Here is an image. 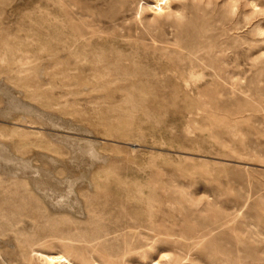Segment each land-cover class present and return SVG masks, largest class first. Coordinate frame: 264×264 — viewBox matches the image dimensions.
Instances as JSON below:
<instances>
[{"label": "rangeland", "instance_id": "obj_1", "mask_svg": "<svg viewBox=\"0 0 264 264\" xmlns=\"http://www.w3.org/2000/svg\"><path fill=\"white\" fill-rule=\"evenodd\" d=\"M155 3L0 0V264H264V0Z\"/></svg>", "mask_w": 264, "mask_h": 264}, {"label": "bare ground", "instance_id": "obj_2", "mask_svg": "<svg viewBox=\"0 0 264 264\" xmlns=\"http://www.w3.org/2000/svg\"><path fill=\"white\" fill-rule=\"evenodd\" d=\"M164 0H155V4L151 5L150 6V9H157L158 10V7H159V4L162 2L163 3ZM164 6V5H163ZM164 8V7H163ZM156 10V11H157ZM153 12V11H152ZM155 12V11H154ZM5 62V61H4ZM106 88V87H105ZM85 89V88H84ZM102 90V89H101ZM89 92V91H88ZM7 95V94H6ZM7 97V96H5ZM7 100V99H5ZM10 100V99H9ZM9 103V101H8ZM7 103V104H8ZM10 106L13 108H20V107H24L21 103L19 102H16V101H12L10 103ZM13 108V109H14ZM39 113V112H37ZM132 116V115H131ZM3 134V133H1ZM3 136V135H2ZM63 140L65 141V143L67 144H72L74 145L75 147H79L81 150H82V146H89L90 149L87 150V153L90 154V156H95L96 153L92 150V145L88 142V141H84V140H81V139H71L69 137H64ZM70 142V143H69ZM16 144V143H15ZM26 145V144H25ZM24 146V145H23ZM21 147V146H20ZM50 147V146H49ZM53 147V146H52ZM24 148V147H22ZM54 150H56L55 147H53ZM83 151V150H82ZM95 153V154H94ZM0 159H2L3 161H5L6 163L7 162H10L13 164V166L16 164V165H20L21 167L23 168H27L28 167V163L26 162H23L22 160H20L19 158L12 155V153H10V151L7 149V147H5L2 143H0ZM2 161V162H3ZM5 163V164H6ZM15 169V168H14ZM13 171V169H11ZM18 171L22 170V169H17ZM22 172V171H21ZM24 172V171H23ZM16 173V172H15ZM7 174V173H6ZM9 174V173H8ZM11 174V173H10ZM17 176V175H16ZM18 176H21V173L20 175L18 174ZM17 176V177H18ZM101 176V175H100ZM13 177V175H12ZM102 177V176H101ZM15 178V177H14ZM19 179V178H18ZM23 179V178H21ZM94 179V178H93ZM32 180V179H31ZM2 181V180H1ZM33 182L35 183H39V180L35 179V180H32ZM98 181V180H97ZM93 187V186H92ZM94 188V187H93ZM133 190L136 192V196H139L140 195V192L141 190L137 187H133ZM140 198V197H138ZM140 204V203H138ZM145 204H146V212L150 213L151 211V208H152V204H153V198L152 197H147L145 199ZM153 213V212H152ZM35 255L39 258L40 261H42L44 264H72V262L68 259V257L66 255H63V254H59V253H48V254H41L39 252H36ZM32 256V255H31ZM37 262V261H36ZM39 262V261H38ZM41 262V263H42ZM21 264V263H20ZM142 264H145V263H142ZM151 264H158L157 262L153 261Z\"/></svg>", "mask_w": 264, "mask_h": 264}]
</instances>
